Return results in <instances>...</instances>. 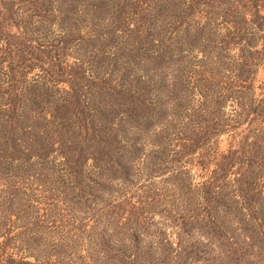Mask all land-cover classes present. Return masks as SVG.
Wrapping results in <instances>:
<instances>
[{
	"label": "trees",
	"instance_id": "16d2710c",
	"mask_svg": "<svg viewBox=\"0 0 264 264\" xmlns=\"http://www.w3.org/2000/svg\"><path fill=\"white\" fill-rule=\"evenodd\" d=\"M0 264H264V0H0Z\"/></svg>",
	"mask_w": 264,
	"mask_h": 264
},
{
	"label": "rangeland",
	"instance_id": "374dc122",
	"mask_svg": "<svg viewBox=\"0 0 264 264\" xmlns=\"http://www.w3.org/2000/svg\"><path fill=\"white\" fill-rule=\"evenodd\" d=\"M194 173L195 174H199V172H198V170H196V168H194L193 171L191 170V173L190 174H191L192 178H195L197 181L200 180L199 177H197L196 175H194ZM155 219L157 220V218H155Z\"/></svg>",
	"mask_w": 264,
	"mask_h": 264
}]
</instances>
